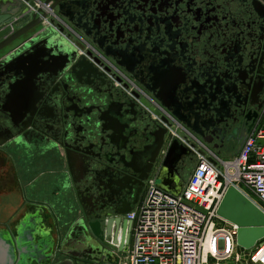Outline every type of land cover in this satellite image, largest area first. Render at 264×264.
<instances>
[{
    "label": "flooded vegetation",
    "instance_id": "af4514ba",
    "mask_svg": "<svg viewBox=\"0 0 264 264\" xmlns=\"http://www.w3.org/2000/svg\"><path fill=\"white\" fill-rule=\"evenodd\" d=\"M25 3L37 17L47 11L36 6H48L79 41L69 61L52 45L31 56L48 34L31 43L27 30L19 31L22 41L0 51L21 50L13 67L0 65V201L14 196L12 223L39 209L58 238L75 244L82 234L72 228L84 216L131 208L144 197L175 134L190 150L170 169L181 191L196 166L191 149H238L264 125V76L254 63L263 37L254 5L264 7V0ZM20 84L8 100L10 85ZM212 104L231 120L218 125ZM100 118L118 127L105 130ZM48 179L50 195L64 193L55 204L48 200ZM106 194L110 204L101 202ZM80 247L69 249L92 257Z\"/></svg>",
    "mask_w": 264,
    "mask_h": 264
},
{
    "label": "built area",
    "instance_id": "2783aa9c",
    "mask_svg": "<svg viewBox=\"0 0 264 264\" xmlns=\"http://www.w3.org/2000/svg\"><path fill=\"white\" fill-rule=\"evenodd\" d=\"M36 8L47 11L43 26L75 46L79 38L48 6ZM191 150L196 166L180 194L166 193L150 180L141 202L124 217L131 229L120 264H264V240L241 250L237 226L217 215L229 187L264 213V125L249 133L230 159L204 146Z\"/></svg>",
    "mask_w": 264,
    "mask_h": 264
},
{
    "label": "water",
    "instance_id": "95a60500",
    "mask_svg": "<svg viewBox=\"0 0 264 264\" xmlns=\"http://www.w3.org/2000/svg\"><path fill=\"white\" fill-rule=\"evenodd\" d=\"M25 2L26 0H0V38H6V43L0 48V51L7 49V47L13 43L20 41L23 36H21L19 31L27 30L29 32L31 31V35H33L31 43L38 40V37H41L43 34H48L47 39L45 38L42 43H38L29 52L31 56H37L40 53L41 47L52 45L60 51L59 58H64L67 61H69V57L73 58L74 54L78 51L77 47L66 41L58 32L42 26L46 14L37 17L36 13L32 11L34 9L33 4L31 3V6L28 7ZM46 3H48V1H46ZM255 4L254 7L260 8L262 11L259 13L256 11V8L254 10L259 22L263 25V37L261 38L260 51L256 55L254 63L256 71L260 73L261 76H264V7L261 5L259 6L258 3ZM9 52L11 53L12 51L9 50ZM9 52L6 51L0 56V65L4 66L5 71L7 66L13 67L14 62L17 60L13 57L20 54L21 50L16 51L13 55H8ZM39 64V61H36V65L38 66ZM234 75H237V71L234 72ZM23 86L24 85L21 84L17 87H15V85H10L7 99L12 101L15 90ZM219 107H221L220 104H217L216 106H213L212 104L211 108L212 112L215 114V118L218 119L217 124L221 126L225 125L231 120V118L223 116L221 114V108ZM100 119L104 126L103 129L105 130L113 131L112 127H118L115 126L109 118ZM104 122H107L109 127L106 128ZM214 134L215 133H212L211 136L213 137ZM158 149L159 147H157V150ZM189 153L190 150L184 146L178 136L171 138L166 156L158 172L157 178L155 179V186L158 189L174 196L180 194L181 191L178 189V186L176 187L177 189L171 187L173 183H177L170 177V169L174 167L175 163L179 161L181 156ZM149 162L150 169L155 161L151 159ZM94 182H97V180L95 179ZM83 183L92 185V183L88 181ZM109 183H111V180ZM95 187L97 189L99 188L98 185ZM103 198H101L102 203L105 204L106 202L107 204H110L109 201H111V195L106 194ZM131 210L132 209L128 206L126 209L114 210V212L110 214L106 213L105 215L97 214L96 216H84V220L82 219V221H79L77 225L72 228L73 234L77 232V230H80L82 234L81 239H79L77 243L73 244L72 237H69L66 240L63 237L58 238L57 234L56 238L53 240L54 245L51 249V258L56 260V255L60 254L61 256H64V259L57 263H47V259L43 264H74V261H82L83 263L87 261L91 264H119L120 259L118 257L115 258L114 256L127 250L131 222H127L124 217L129 214ZM217 215L226 222L237 226L236 245L241 250L249 251L253 249L258 242L264 240V213L234 187H229L226 190L222 201L218 206ZM92 243L98 245L100 243L103 247L101 246V248L97 245V247H95L97 248L96 250L91 246ZM73 246L74 248L81 246L80 251L83 253L89 252L88 255L93 258L90 257L85 260V255H79L75 252L73 253V251L69 249ZM12 261L14 262L12 264H22L20 262V257L17 261L15 258H13Z\"/></svg>",
    "mask_w": 264,
    "mask_h": 264
},
{
    "label": "crops",
    "instance_id": "0c3cea01",
    "mask_svg": "<svg viewBox=\"0 0 264 264\" xmlns=\"http://www.w3.org/2000/svg\"><path fill=\"white\" fill-rule=\"evenodd\" d=\"M239 149L240 148H224L218 151L213 149L210 150L215 152L222 159H224V157L230 159L237 154ZM52 186L53 181L48 179V200L50 201V199H52L54 203L52 201L50 202L55 204L56 199L60 198L64 193L62 190H54L50 195ZM171 187L177 189V185L174 183ZM14 199V196L9 195L0 201V264H12L14 263L12 259L15 258L17 261L19 257L22 264H43L47 259V263H57L58 261L63 260V258L60 257H58L60 260L56 261L51 258V249L53 248V240L56 238V234L54 224L49 217L48 226L45 225V212H42L39 209L30 208L21 213L20 221L14 223L11 222L16 214ZM141 200L137 203L135 202L131 209L134 210ZM57 215L62 219L64 217V214H62L61 211H57ZM61 224H63V221ZM65 230L66 228L63 230L62 227V233H64L63 231ZM75 240H77V238L73 239V241ZM123 254L124 252L114 256L115 258L118 257L120 259L119 264Z\"/></svg>",
    "mask_w": 264,
    "mask_h": 264
},
{
    "label": "bare ground",
    "instance_id": "6f19581e",
    "mask_svg": "<svg viewBox=\"0 0 264 264\" xmlns=\"http://www.w3.org/2000/svg\"><path fill=\"white\" fill-rule=\"evenodd\" d=\"M44 10V9H43ZM100 193V192H99ZM54 216V215H53ZM62 222V221H61ZM2 244V243H1ZM4 255H6V254H4ZM3 256V255H2ZM18 256V255H17ZM39 257V256H38ZM38 259V258H37ZM9 261H11V260H9ZM2 264V263H1Z\"/></svg>",
    "mask_w": 264,
    "mask_h": 264
},
{
    "label": "rangeland",
    "instance_id": "374dc122",
    "mask_svg": "<svg viewBox=\"0 0 264 264\" xmlns=\"http://www.w3.org/2000/svg\"><path fill=\"white\" fill-rule=\"evenodd\" d=\"M224 159H226V158L224 157Z\"/></svg>",
    "mask_w": 264,
    "mask_h": 264
}]
</instances>
